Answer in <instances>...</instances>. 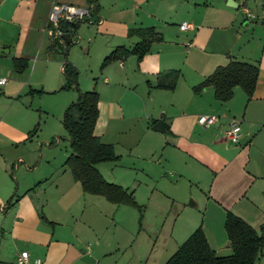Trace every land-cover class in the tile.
<instances>
[{
    "label": "crops",
    "instance_id": "obj_1",
    "mask_svg": "<svg viewBox=\"0 0 264 264\" xmlns=\"http://www.w3.org/2000/svg\"><path fill=\"white\" fill-rule=\"evenodd\" d=\"M55 6L88 12L82 21L86 24H79L71 35L73 44L64 45L68 55L81 36L88 43L95 41V53L103 59L114 47H132L139 40L128 36L130 28L154 27L163 37L140 61L130 56L102 69L103 86L91 83L87 87L99 90L95 133L112 144L119 156L117 161L96 165L103 177L132 190L135 196L137 177H144L152 187L150 172L157 171L165 160L180 180L188 179L191 188L195 185L203 192L205 210L188 214V221L177 232V248L200 226L216 252L231 247L224 228L227 211L259 230L264 223V0H97L96 10L89 0H0V79H6L0 87L12 80L41 90H63L68 57L52 47L53 31L48 28ZM183 22L194 28L181 30ZM78 32L79 38L75 36ZM85 53L90 57V46ZM231 58L258 64V82L251 98L236 88L227 102L218 101L211 87L200 93L193 91V86ZM15 59L24 60L22 71L15 70ZM68 61L79 72L88 69L87 57L81 61L71 56ZM30 62L28 81L13 79L14 72L24 73ZM169 72H177L175 87H156L158 78ZM79 79L78 87L82 83ZM199 115H217L219 120L203 127L198 123ZM157 122L162 123L163 131L153 129ZM232 122L240 126L237 143L225 137ZM28 133L0 120V135L9 143L25 141ZM67 173L65 170L52 184L59 193V208L46 214L51 223L61 227L63 214L86 194L81 183ZM31 189L13 204L18 217L11 230L17 237L46 246V264L80 262L79 249L58 238L56 227L52 233L39 228V202Z\"/></svg>",
    "mask_w": 264,
    "mask_h": 264
},
{
    "label": "rangeland",
    "instance_id": "obj_2",
    "mask_svg": "<svg viewBox=\"0 0 264 264\" xmlns=\"http://www.w3.org/2000/svg\"><path fill=\"white\" fill-rule=\"evenodd\" d=\"M78 35L81 34L75 36L79 38ZM93 42L88 43L81 36L71 54H67L68 60L77 56L85 61L87 57L88 69L79 72L82 81L79 87L84 86L85 90H33L41 87L12 80L0 87V120L28 132L36 129L31 138L20 143H9L0 135V197L3 199L0 201V264H18L17 258L23 250L32 261L39 258L41 264H46V246L17 237L11 230L18 209L10 204V199L16 200L29 187L39 202V228L52 233L56 227L58 238L74 243L82 254V260L76 264H165L177 249V232L188 221V214H201L205 210L206 195L195 185L191 188L188 179L180 180L166 166V161L161 160L158 170L150 172L152 187L150 181L137 177L135 198L141 210L131 205L117 206L103 196L86 193L63 214L62 227L48 220L46 214L59 208V193L52 184L65 170L71 174L65 164L71 153L69 132L64 126L65 110L78 99L80 91H88L91 83L98 87L104 84L100 69L103 58L95 53ZM89 46L90 57L85 53ZM29 65L24 73L14 72L13 79L27 82L32 62ZM236 90L243 89L236 87ZM18 160L21 163L17 164ZM231 253V247L217 250L218 255ZM256 264H264V255Z\"/></svg>",
    "mask_w": 264,
    "mask_h": 264
},
{
    "label": "trees",
    "instance_id": "obj_3",
    "mask_svg": "<svg viewBox=\"0 0 264 264\" xmlns=\"http://www.w3.org/2000/svg\"><path fill=\"white\" fill-rule=\"evenodd\" d=\"M94 10L98 8L97 0H89ZM82 20L69 22L60 20L57 26L52 23L48 28L56 33H71L76 31ZM128 36H137L139 40L132 46L118 45L103 59L100 69H104L115 61L125 60L135 56L140 61L152 51V46L163 40L162 35L154 27H133ZM73 42L67 46H71ZM56 50L57 45L52 42ZM67 57V51L63 52ZM26 64L24 60L15 59L14 68L22 71ZM63 74L66 79L61 87L63 90L77 89L79 71L68 60L64 63ZM259 76V66L251 62L231 58L226 65L218 66L199 84L193 86L195 93L211 87L218 101L227 102L234 95V89L241 87L248 98H251ZM177 80V72H169L158 78L156 87L172 90ZM41 90V89H39ZM99 93L95 89L80 91L78 99L67 107L64 114V126L69 132L71 153L65 164L69 167L73 178L80 182L85 193L100 195L116 205H131L141 210L134 192L119 184L107 181L96 167L102 162H114L119 159L114 146L105 143L96 135L95 128L98 119ZM36 132L28 134L31 138ZM15 201H11V205ZM43 217V216H42ZM224 228L231 242L230 255H218L211 247L202 226L198 227L168 258L165 264H256L264 255V223L256 230L252 225L231 211H227Z\"/></svg>",
    "mask_w": 264,
    "mask_h": 264
},
{
    "label": "built area",
    "instance_id": "obj_4",
    "mask_svg": "<svg viewBox=\"0 0 264 264\" xmlns=\"http://www.w3.org/2000/svg\"><path fill=\"white\" fill-rule=\"evenodd\" d=\"M242 2L244 0H241ZM243 11L247 14L248 17H252V14L250 13L249 9L245 6H242ZM86 16H88V12L85 9L81 8H72L69 6H55L52 9L51 15H50V22L57 26L60 20H67L69 22L75 21V20H82ZM180 29L183 31L193 29V24L189 22H183L180 24ZM60 34V32H58ZM6 81L5 78L0 79V84L4 83ZM219 120V116L217 115H199L198 116V123L203 127H210L215 125ZM240 136V126L232 122L228 129L225 131V137L228 141L237 143ZM18 264H31V258L27 251H22L21 254L17 258ZM35 264H40L41 260L36 259L34 261Z\"/></svg>",
    "mask_w": 264,
    "mask_h": 264
},
{
    "label": "water",
    "instance_id": "obj_5",
    "mask_svg": "<svg viewBox=\"0 0 264 264\" xmlns=\"http://www.w3.org/2000/svg\"><path fill=\"white\" fill-rule=\"evenodd\" d=\"M54 42L56 43L58 50L63 53L64 45L72 42L71 33L58 34L57 36L54 37ZM153 129L162 130V131L164 130L161 122H157V124L153 127Z\"/></svg>",
    "mask_w": 264,
    "mask_h": 264
}]
</instances>
